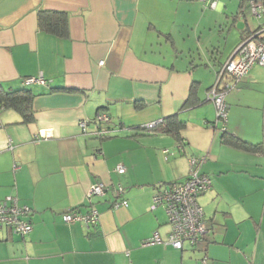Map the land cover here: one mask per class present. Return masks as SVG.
<instances>
[{"label":"crops","instance_id":"1","mask_svg":"<svg viewBox=\"0 0 264 264\" xmlns=\"http://www.w3.org/2000/svg\"><path fill=\"white\" fill-rule=\"evenodd\" d=\"M216 1L0 0V89L34 94L27 121L18 109H0V200L13 195L29 206L32 225L24 236L0 229V264H198L203 255L208 264H264V153L224 141L206 100L212 76L264 27V0H253L259 16L252 0H238L239 9ZM41 10L65 13L68 35L40 29ZM211 32L217 46L197 75L184 52ZM40 76L44 84H23ZM238 83L226 97L225 129L264 144V67L253 65ZM168 121L181 123L176 135L163 130ZM201 156L210 187L197 200L207 230L196 246L174 249L152 197L185 180L189 159ZM97 182L109 189L88 198ZM121 198L127 205L114 208ZM91 206L95 225L62 220ZM154 232L161 242L142 246Z\"/></svg>","mask_w":264,"mask_h":264},{"label":"built area","instance_id":"2","mask_svg":"<svg viewBox=\"0 0 264 264\" xmlns=\"http://www.w3.org/2000/svg\"><path fill=\"white\" fill-rule=\"evenodd\" d=\"M200 1L209 7H215L217 2L216 0ZM249 9L253 15L259 16L255 1H250ZM253 65L264 67V27L247 36L236 46L218 72L215 83L206 91V100H210L213 103L217 120L226 121L227 105L224 101V95L230 89V86L227 85L219 88L220 80L225 75V77H229L236 84ZM44 82L41 76L24 79V84H44ZM96 120H107V117L98 114ZM159 122H149L144 127L153 128ZM80 125L84 129L85 122H80ZM223 129L225 128L221 130ZM43 135L46 136V134L42 133L41 136ZM180 146L181 144L178 145V147ZM204 160L205 157L203 156L191 157L189 159L187 178L181 182L171 183L168 188L158 189L152 197L150 209L154 210L156 207L162 206L165 210L170 226V232L165 243L174 249H182L184 244L194 247L203 239L206 233L207 228L203 218V209L197 200L210 187L208 175L200 171ZM115 170L117 173L122 174L125 171V167L122 164H118ZM108 189L109 186L106 184L97 182L89 187L87 197L103 195ZM113 191L118 197H121L123 187L117 185ZM126 205L127 201L124 198L116 200L112 204L114 208ZM61 217L66 223L80 221L88 226L95 225L99 220V214L93 206L86 213L70 211L63 213ZM2 228L12 234L21 236L28 234L32 229L30 207L20 204L18 198L13 195L6 196L0 200V229ZM159 242L161 241L157 233L154 232L152 236L142 240L141 245L146 246ZM198 264H208L207 257L203 255Z\"/></svg>","mask_w":264,"mask_h":264},{"label":"trees","instance_id":"3","mask_svg":"<svg viewBox=\"0 0 264 264\" xmlns=\"http://www.w3.org/2000/svg\"><path fill=\"white\" fill-rule=\"evenodd\" d=\"M37 21L39 28L46 32L55 34L56 36L60 37H66L68 35L67 18L66 14L63 12L55 10H41L38 12ZM33 97L34 94L30 90L24 88L13 90L10 92H6L0 89V109L9 106L18 109L19 111L23 112V121H27L30 115H26V111L31 110V102ZM172 117L173 116H169L168 119ZM160 123L161 121L157 124ZM172 123L173 121H168L167 123H165L163 126V130L165 132L176 135L178 133V126H180L181 123H179V125L177 123H174L175 125H173ZM221 132L223 134V140L226 142L228 141V143H230L234 147L252 153H264V144L262 143H250L248 141L242 140L238 137L230 135L226 129L221 130Z\"/></svg>","mask_w":264,"mask_h":264},{"label":"rangeland","instance_id":"4","mask_svg":"<svg viewBox=\"0 0 264 264\" xmlns=\"http://www.w3.org/2000/svg\"><path fill=\"white\" fill-rule=\"evenodd\" d=\"M238 3L239 1L238 0H234V2H232L233 4V9H239L237 6H238ZM243 6V5H242ZM232 7V6H231ZM244 8H242L243 10ZM246 15H248L249 17L247 18H251V13L249 11L246 12ZM251 15V16H250ZM253 17V16H252ZM234 31H232L230 33L231 36H233V33ZM197 36H200V34L198 33ZM214 40V42L212 43L211 40ZM196 40V39H195ZM198 40V39H197ZM212 43V45L210 44ZM228 44L229 43H225V44H222L221 46L224 47V49L226 50L227 47H228ZM206 45H208L210 48L209 51H207V47ZM217 46V40L215 38H213V32L211 33H202V35L200 36V41L197 42V41H194V43L190 45V50L191 51H188L189 53L187 54L186 52H184V55H187L185 58L187 59H184L187 63V65H190V63H196V64H199L198 66H195L196 64H194L192 67H191V71H196L195 73H197V75H200V74H203L204 71H208L207 67L205 68V63L208 62V59H209V52H213V49H211L212 46ZM220 45H218L219 47ZM220 46V47H221ZM221 47V48H222ZM184 55L182 56V58L184 57ZM196 77H204V76H196ZM244 78V77H243ZM243 78L239 81H242ZM206 81V80H205ZM212 84L215 83L216 81V76H212V80H211ZM239 83L237 82L235 84V82L233 80H231L229 77H223L218 85L219 88H222L224 87V85H227V86H230V89L225 93L224 95V101L227 105V118H226V121L225 122H222L221 120H217L216 119V111H215V107H214V119H215V127L218 131H221L222 128H226V125H227V122H228V104H227V96L230 94V93H233V92H237L240 87L238 85ZM214 106V105H213ZM212 126L211 124L209 125V127Z\"/></svg>","mask_w":264,"mask_h":264}]
</instances>
